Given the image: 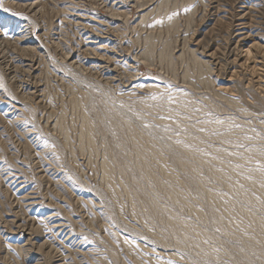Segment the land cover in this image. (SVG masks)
Wrapping results in <instances>:
<instances>
[{
  "label": "rangeland",
  "instance_id": "1",
  "mask_svg": "<svg viewBox=\"0 0 264 264\" xmlns=\"http://www.w3.org/2000/svg\"><path fill=\"white\" fill-rule=\"evenodd\" d=\"M3 1L0 264H264V0Z\"/></svg>",
  "mask_w": 264,
  "mask_h": 264
},
{
  "label": "bare ground",
  "instance_id": "2",
  "mask_svg": "<svg viewBox=\"0 0 264 264\" xmlns=\"http://www.w3.org/2000/svg\"><path fill=\"white\" fill-rule=\"evenodd\" d=\"M33 1H35V0H33ZM32 1V2H33ZM110 1V0H109ZM195 1V3L197 4V6L198 7H204V5H205V2H207L206 0H194ZM14 3H16L15 1H13ZM13 2H10L9 0L7 1V0H5V1H3V6H7V5H17V4H13ZM106 2V1H105ZM104 2V3H105ZM19 3V2H18ZM22 3H25V2H22ZM113 3V2H112ZM117 4V3H116ZM195 4V5H196ZM36 5V4H35ZM60 5V4H59ZM27 9H32V5L31 4H25L24 5ZM154 6V5H153ZM243 6V5H242ZM21 7V6H20ZM109 7H110V5H109ZM117 7V6H116ZM115 7V8H116ZM150 7H152V6H150ZM150 7H148V8H146V9H144L143 10V12H140L139 14H140V20H144V18L150 13V12H152V8H150ZM104 8V7H103ZM114 8V9H115ZM209 8V7H208ZM122 9V8H121ZM200 9V8H199ZM198 9V10H199ZM33 10H35V9H33ZM32 10V11H33ZM119 10V9H118ZM112 13H113V15L114 14H119V13H116L115 11H112V10H110ZM34 12V11H33ZM32 12V13H33ZM36 12V11H35ZM71 12V11H70ZM241 14V13H240ZM78 15V14H77ZM229 15V14H228ZM28 16V15H27ZM119 16V15H118ZM83 17V16H82ZM138 18V19H139ZM230 18V17H229ZM68 19H70V18H68ZM74 19V18H73ZM97 19V18H96ZM100 19V18H99ZM103 19V18H102ZM78 21V20H77ZM80 21V20H79ZM82 21H84V20H82ZM106 21V20H105ZM74 22H76V21H74ZM86 23H87V21H85ZM80 23H82V22H80ZM96 23V22H95ZM77 24V23H76ZM88 24V23H87ZM108 24H110V25H113V22L112 21H110V22H108ZM114 24H116V23H114ZM37 25V24H36ZM91 25H93V24H91ZM71 26V25H70ZM81 26V25H80ZM79 26V27H80ZM97 26V25H96ZM114 26V25H113ZM4 24H3V22L2 23H0V48H1V42H2V40L4 39L3 37H4V34H5V31H4ZM23 28V27H22ZM99 28V27H98ZM230 29H232V28H230ZM19 30V29H18ZM44 30V29H43ZM76 30V29H75ZM15 31H16V29H15ZM36 31V30H35ZM97 31V30H96ZM7 32V31H6ZM14 33V32H13ZM26 33V32H25ZM29 33V32H28ZM24 34V33H23ZM34 34V33H33ZM29 35V34H28ZM32 36V35H31ZM193 37V36H192ZM191 37V38H192ZM240 37H241V42L243 41V40H246V39H248V37H249V34H248V32L246 33H244L243 35H240ZM243 37V38H242ZM25 38H27V37H25V36H22V35H18L17 34V36H16V38H13V40L16 42V44H17V46L19 47V49H20V51L21 52H23V53H29V52H35V50L36 49H38V48H36L35 46H34V43L32 42V41H30V40H26ZM32 38V37H31ZM67 38V37H66ZM93 38V37H92ZM84 39V38H83ZM108 39V38H107ZM13 40H11V41H13ZM37 40V39H36ZM94 40V39H93ZM38 41V40H37ZM87 41H89V40H87ZM117 41V40H116ZM35 42V41H34ZM36 43V42H35ZM37 45V44H36ZM92 45V44H91ZM91 45H87V46H91ZM99 45V44H98ZM97 45V46H98ZM111 45V44H110ZM109 45V46H110ZM259 45H262V44H252L251 46H250V48H248V49H246V52H245V54H246V57L247 56H249L250 55V53H251V51H252V49L254 50V53H259L260 51L263 53V55H264V45H262V46H259ZM206 46V45H205ZM201 47V46H200ZM238 47V46H237ZM97 48V47H96ZM85 49H88L87 47H85ZM90 49V48H89ZM93 49H94V47H93ZM97 49H99V48H97ZM1 50V49H0ZM5 50V49H4ZM92 50V49H91ZM90 50V51H91ZM103 50V49H102ZM110 50V49H109ZM204 50V49H203ZM239 50H240V48H239ZM36 51H38V50H36ZM94 51H98V50H95L94 49ZM100 51V50H99ZM88 52V51H87ZM102 52V51H101ZM189 52V51H188ZM203 52V51H202ZM260 52V53H261ZM40 53V52H39ZM189 53H191L193 56L194 55H196V54H198V53H196V50H190V52ZM207 52L204 50V52L203 53H201L200 54V56H201V58L203 59H201V58H196L195 56H194V58H193V60L195 59V61L197 62V63H199V65L200 64H204V65H207V64H209V61L206 59V58H209L210 59V57L211 56H209V55H207L206 54ZM230 53V52H229ZM239 53V52H238ZM145 54V53H144ZM143 54V55H144ZM203 54V55H202ZM229 55V54H228ZM255 55V54H254ZM77 56V55H76ZM245 57V58H246ZM98 58V57H97ZM101 58V57H100ZM111 58V57H110ZM117 58V57H116ZM144 58V57H143ZM244 58V59H245ZM16 59V58H15ZM204 59H206V61H204ZM235 59H236V56H235ZM235 59H233L234 61H235ZM238 59V58H237ZM249 59H250V57H249ZM18 60V59H17ZM16 60V61H17ZM69 60H71L70 58H68V64H70V65H72L74 62H70ZM128 60V59H127ZM232 60V61H233ZM247 60V59H246ZM23 61V62H22ZM91 61V60H90ZM99 61V60H98ZM106 61V60H105ZM194 61V62H195ZM212 61V60H211ZM248 61V60H247ZM81 62V61H80ZM115 62V61H114ZM19 63H20V66H18V67H21L22 69H25V70H27V71H29L31 74H33V71H34V73H35V69L33 68V61L32 60H29V61H24L23 59L21 60V61H19ZM21 63H23V65H21ZM87 63V62H86ZM75 64V63H74ZM89 64V63H88ZM95 64L97 65V64H101V63H99V62H96V63H94V66H95ZM132 64V63H131ZM19 65V64H18ZM78 66V65H77ZM128 66H129V68H132V65H130V64H128ZM14 67V66H13ZM88 67V66H87ZM92 67V66H91ZM17 68V67H16ZM96 68V67H95ZM107 69V68H106ZM17 70V69H16ZM14 71H15V69H14ZM92 71V70H91ZM106 71V70H105ZM108 71V70H107ZM219 71V70H218ZM23 72V71H22ZM41 72V71H40ZM110 72V71H109ZM93 74V73H92ZM106 74V73H105ZM12 75V74H11ZM17 75V74H16ZM123 75V74H122ZM107 77L104 79L105 81H108V82H110V83H114V82H116V76H113V75H111L110 73H108L107 75H106ZM222 76V75H221ZM15 77V76H14ZM17 77V76H16ZM7 78V77H6ZM17 79V78H16ZM28 79V78H27ZM38 81V80H37ZM141 85L140 86H142V87H152L154 84H152L150 81H141ZM30 84V83H29ZM125 85V84H124ZM121 86V85H120ZM115 87V86H114ZM31 90V89H30ZM133 90V89H132ZM141 90V89H140ZM32 91V90H31ZM26 92H28V93H26V94H34V93H30V91H29V89H27V91ZM128 92H130V91H128ZM1 95V94H0ZM22 95H23V93H22ZM142 95V94H141ZM232 103H233V101H231ZM32 201V200H31ZM50 225V224H49ZM21 228V227H20ZM47 239V238H46ZM23 242V241H22ZM26 242V241H25Z\"/></svg>",
  "mask_w": 264,
  "mask_h": 264
},
{
  "label": "snow or ice",
  "instance_id": "3",
  "mask_svg": "<svg viewBox=\"0 0 264 264\" xmlns=\"http://www.w3.org/2000/svg\"><path fill=\"white\" fill-rule=\"evenodd\" d=\"M0 7H2V4H0ZM7 11V10H6Z\"/></svg>",
  "mask_w": 264,
  "mask_h": 264
}]
</instances>
